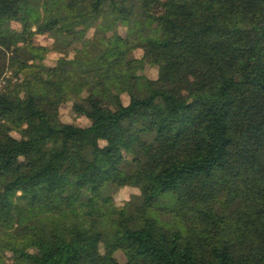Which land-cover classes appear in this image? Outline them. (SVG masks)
<instances>
[{"label":"trees","instance_id":"16d2710c","mask_svg":"<svg viewBox=\"0 0 264 264\" xmlns=\"http://www.w3.org/2000/svg\"><path fill=\"white\" fill-rule=\"evenodd\" d=\"M153 1L0 0V264H264V0Z\"/></svg>","mask_w":264,"mask_h":264},{"label":"rangeland","instance_id":"374dc122","mask_svg":"<svg viewBox=\"0 0 264 264\" xmlns=\"http://www.w3.org/2000/svg\"><path fill=\"white\" fill-rule=\"evenodd\" d=\"M165 0H154L153 3L151 4L150 10H152L155 13H158L160 11L163 10V2ZM17 23H14L13 26H17ZM57 28H61L60 24H57ZM119 32H121L124 35H129V29L126 26H120L119 27ZM36 39L39 42H45L47 40V37H36ZM6 41V37L3 35V37L1 38V43H5ZM50 42V40H49ZM49 58H51V60H56V55L54 53H50L49 54ZM150 74H154V72L151 71V67H147L146 69ZM60 112H61V116L62 119L65 121H69V122H74V123H78V124H86L87 123V118L85 117H81V116H75L69 106V104H63L62 106L59 107ZM15 135H18L16 132H14ZM135 189L133 188H129V187H125V188H121L117 191L116 193V198L118 202H122L124 201L126 198H129L130 195L134 192Z\"/></svg>","mask_w":264,"mask_h":264},{"label":"built area","instance_id":"2783aa9c","mask_svg":"<svg viewBox=\"0 0 264 264\" xmlns=\"http://www.w3.org/2000/svg\"><path fill=\"white\" fill-rule=\"evenodd\" d=\"M3 83H4V80H1V81H0V86H2V85H3Z\"/></svg>","mask_w":264,"mask_h":264}]
</instances>
